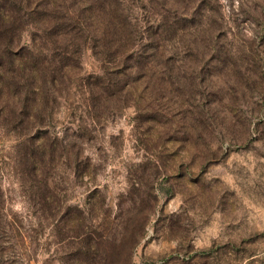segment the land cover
Segmentation results:
<instances>
[{
    "label": "rangeland",
    "instance_id": "374dc122",
    "mask_svg": "<svg viewBox=\"0 0 264 264\" xmlns=\"http://www.w3.org/2000/svg\"><path fill=\"white\" fill-rule=\"evenodd\" d=\"M124 4L135 45L158 12L170 39L132 70L125 46L111 95L87 87L112 64L86 41L36 128L8 83L16 70L24 82L17 53L44 33L25 28L13 71L0 65V264H264V0ZM29 137L54 197L16 163Z\"/></svg>",
    "mask_w": 264,
    "mask_h": 264
},
{
    "label": "trees",
    "instance_id": "16d2710c",
    "mask_svg": "<svg viewBox=\"0 0 264 264\" xmlns=\"http://www.w3.org/2000/svg\"><path fill=\"white\" fill-rule=\"evenodd\" d=\"M124 2L125 0H0V65L6 62L9 64L8 69L13 71L10 54L13 46L20 47L25 28L44 33V42L39 48L34 46L36 43L32 38L25 47H20L23 48L22 52L17 53L24 66L21 69L24 82L20 84L15 79L18 74L16 70L12 72L14 75L8 83L12 90L22 89L26 93L28 125L38 120L36 128L45 126L41 125L44 122L41 114L45 116L44 111L62 97L59 86L64 82L63 76L70 74V66L78 65V47L84 46L86 41L91 43L93 53L100 56L98 58L101 63L112 64L110 67L105 66L104 71L90 75L88 78L91 81L87 87L89 90H98L109 95L113 93V89L120 87L111 78L115 80L118 79L116 74H126L116 67L119 65L116 61L125 46L129 47L127 58L132 60V65L124 64L123 68L129 70L134 69L135 65L152 63L158 55L162 57V42L169 38L168 26L172 21L160 12L157 16H152L155 27H147L145 43L136 42L137 46L133 32L137 27L136 18L130 17L125 11ZM49 47L52 50L50 60L46 53ZM124 58L125 56L123 60ZM35 97L37 101L33 104ZM29 139L31 138L26 139L19 148L16 163L23 167L22 172L28 174L32 190L39 191L38 181H41L48 193L54 183L48 185L47 178L51 174L46 166L49 163L44 155V145L33 140L28 141ZM52 146L53 143L48 147L52 149ZM47 155L52 157V151H48ZM50 195L54 197L53 192ZM50 195H43V202L49 206ZM1 201L0 185V234L5 233L8 228Z\"/></svg>",
    "mask_w": 264,
    "mask_h": 264
}]
</instances>
